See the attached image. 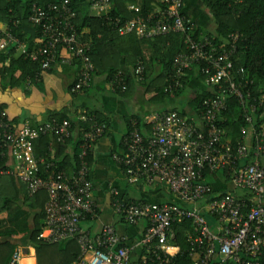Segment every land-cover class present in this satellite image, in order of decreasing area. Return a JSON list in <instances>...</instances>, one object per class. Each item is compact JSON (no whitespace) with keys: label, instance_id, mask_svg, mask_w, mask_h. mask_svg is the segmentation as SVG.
Instances as JSON below:
<instances>
[{"label":"built area","instance_id":"1","mask_svg":"<svg viewBox=\"0 0 264 264\" xmlns=\"http://www.w3.org/2000/svg\"><path fill=\"white\" fill-rule=\"evenodd\" d=\"M157 3L147 15L139 8L134 20L115 16L112 0H91L89 15L103 18L120 36L135 34L142 40L180 35L184 50L173 64L166 92L172 95L183 89L188 73L198 70L203 82L216 95L203 100L194 117L175 110L156 113L150 131L137 120L122 141V154L114 161L124 171L131 185L156 188L158 182L183 205L173 203L127 202L120 191L112 188L111 206L122 222L129 226L147 223L143 236L131 243L112 225L104 226L93 236L81 230V221L98 217L89 156L92 148L107 133L106 122L83 111L78 122L49 120L33 123L26 120L17 127L6 110L0 109V163L11 164L1 175L11 176L25 185L29 196L47 191L45 228L40 239L50 244L75 240L81 248L73 264H132L140 252L142 264H176L181 252L174 226L191 222L185 233L190 264H263L264 260V125L258 133L254 115L264 110V87L254 93V80L244 69L235 73L234 58L238 52L239 33L230 34L223 43L202 32L184 14L185 0H152ZM77 10L72 0L34 4L28 23L39 29L40 37L29 43L14 34L19 22L0 25V55H12L39 62L41 72L27 81L29 90L41 81L44 73L58 65L75 67L78 78L74 94L90 88L97 73L91 58V46L79 43ZM146 66L142 60L128 75L137 84L145 82ZM198 74V73H197ZM113 93H125L129 79L125 71L108 81ZM235 97L243 108L248 127L243 138L232 143L224 128L223 112L227 100ZM75 127L82 134L78 167L69 173L56 162L35 157V143L50 138L59 145L73 139ZM251 134L252 145L246 138ZM45 166V176L41 172ZM227 171L234 191L214 192L202 180L204 174ZM211 194L212 198L206 199ZM209 218V219H208ZM17 252L11 264H20Z\"/></svg>","mask_w":264,"mask_h":264},{"label":"trees","instance_id":"2","mask_svg":"<svg viewBox=\"0 0 264 264\" xmlns=\"http://www.w3.org/2000/svg\"><path fill=\"white\" fill-rule=\"evenodd\" d=\"M59 1L60 0H0V25L3 23H9L12 26V22L18 21V28H12L14 34L22 42L29 43L32 49L34 40L40 37L39 29L28 23L27 20L32 6L34 4L44 5L47 3H59ZM72 2L74 8L78 12L76 24L78 25L79 31V43L91 46V58L93 64L95 65L98 73L107 75V82L110 81V79H112L117 72L122 70L127 74L129 87L131 83H135L128 76L131 72L129 73V71L124 70V65L118 61V58H120L119 56L124 55V48L121 47L124 44V46L131 45L134 49L133 54L135 55V58L132 63L133 69L140 60H142L146 66V83L144 82L141 85L148 84L146 98L149 101H158L162 103L165 102V99H175L184 92V89L188 84L189 77L184 79V87L180 91L173 95L166 92V88L170 83V78L173 73L175 58L184 50L180 35L146 40L150 42L162 40L165 48H168L166 46L167 41H169V44H172L176 40H179V48L177 51L174 49H167L165 57L168 60L164 62L166 63L165 73L163 74L161 80H155L153 77L151 78V75L148 73L149 68L147 65L146 55L143 53L144 42L146 41L139 39L135 34L120 36L113 27H110L107 22L104 21L103 18L90 16L89 7L91 0H72ZM112 2L114 6L113 13L115 16H119L123 18V20H134L138 16V13L130 12L123 5L122 0H112ZM202 2L215 21L216 31L214 36L211 34L210 36L215 37L217 42L223 43V41L227 40L228 36L233 33H239L241 35V39L238 42L237 56L234 58L235 73L244 69L246 77L250 80L256 81L252 90L254 93H257L260 88L264 87V0H202ZM155 5H157L156 2L152 0H145V5L141 13L146 16ZM200 32L201 30L197 28L196 36H198ZM126 62H128L127 57ZM108 63L110 66H108ZM40 72L41 66L39 62H33L29 59L12 55H0V86L2 88H25L27 81L31 78H35V76ZM195 72L196 74L198 73L197 79L202 82L205 89L192 100L191 105L194 111L201 109L203 100L213 97L217 92L216 90H210L207 88L198 70ZM189 74L191 75L195 73L189 72ZM227 105V111L222 114L224 124L221 126L224 128L232 143L235 144L243 138L241 131L243 128L248 127V124L243 118V108L237 98L230 97L227 100ZM0 109L5 110L3 107H0ZM175 111H178L180 114L185 116V112H181L177 109H175ZM50 120L63 121L71 119L66 115H57L53 116ZM134 120H137L139 126L143 128L142 126L144 125L142 122L138 119ZM263 125L264 110H260L254 115V127L257 129L258 133L261 132V127ZM81 138L82 134L79 131L76 154L77 164H79L78 156L80 152L79 143ZM50 140V138L45 137L35 143V148L40 149L39 153L37 152L38 155L36 157L41 155L44 156V159H50L51 161V158L49 157ZM56 164L60 169H65L62 164L57 162ZM7 168V162L0 163V226L1 222L6 220L5 213H9V217L7 219L9 226L7 228H0V264H11L13 260L17 251V246L14 245L12 240L23 241L27 237H29L28 243L36 251L37 264H73L77 262L81 256V248L75 240L59 244H50L45 240L40 239L45 228L46 205L49 201L47 191H41L35 196H29L26 187L23 184L25 187V203L28 204L29 210H31L32 213H35V217L32 223L29 215V217H26L27 219L25 218L24 222H22L19 226L22 230L18 227L20 222L16 223L15 220H17V216L11 214L15 206H17L16 198H13V201L12 198H10V200H6L3 199L4 196L2 195L4 191L3 186L7 187V185L2 182L4 181L2 178H8L7 181L14 180L11 179L13 177L1 175V171ZM45 169V166H41L43 176H45ZM202 181L211 186V194H213L214 192H217L215 187L221 185L222 183H229L230 178L227 171H218L215 175H209L207 172L204 174ZM161 185L162 184L158 182L154 191L159 192V187H161ZM9 190L11 189L9 188ZM164 190L169 193L167 188H164ZM211 194L206 197V199L212 198ZM169 195L172 198L169 203L182 206L183 203L178 198L170 193ZM23 211L22 207H20L16 212L25 215L24 213L27 212ZM174 228L177 234V243L181 251L177 255L176 264H190L191 261L188 255L189 247L186 241L185 233L187 230L192 229V223L190 221L181 222L176 224ZM139 261L142 264V261Z\"/></svg>","mask_w":264,"mask_h":264},{"label":"crops","instance_id":"3","mask_svg":"<svg viewBox=\"0 0 264 264\" xmlns=\"http://www.w3.org/2000/svg\"><path fill=\"white\" fill-rule=\"evenodd\" d=\"M122 3L129 11L130 7L142 10L145 5V0H122ZM202 7L206 8L202 0H185L183 12L202 33L214 36L215 32L210 31L209 27L211 24L215 25V21L209 11L208 16L204 13L202 14ZM166 46L169 50L174 49L177 51L179 48V40H176L172 44H169V41H167ZM121 47L124 48V55L119 56L118 61L124 65L123 69L130 73L133 70L132 63L135 58L133 54L134 49L131 45L124 46L123 44ZM168 48L164 47L162 40L144 42L143 53L146 55L149 68L148 73L155 80H161L165 73L166 63L164 62L168 60L165 57ZM126 57L128 58V62H126ZM108 66H110L109 63ZM192 72L195 74L190 75L188 73V84L184 92L175 99H165V102L161 103L158 101H149L146 98L148 84L140 85L131 83L128 92L125 94L113 93L109 88L107 75H102L98 72L90 88L80 94H74L71 89H73L78 78L77 68L58 65L52 71L44 73L41 81L29 90L24 87L11 89L0 86V107L6 110L9 118L17 127H20L26 120L39 124L49 121L53 116L57 115H66L77 123L78 116L83 111L92 113L98 119L107 123V133L92 148L89 156L94 185L93 196L99 210L98 217H87L81 221L80 226L82 231L95 236L99 234L104 226L112 225L116 228L120 236H125L131 243H134L143 236L147 223H142L138 226H129L122 222L112 209L111 189H118L127 202L145 201L160 204L169 203L172 198L164 190L165 187L162 185L159 187L160 191L156 192L154 188L129 184L124 171L114 161V155L123 153L122 141L129 131L130 121L132 119H138L142 122L144 125L142 129L148 132L151 129L154 115L161 111L177 109L185 112L186 117L195 116L191 102L205 88L202 82L197 79L196 72ZM78 136L79 130L78 127H75L73 139L66 145H58L51 140L49 141V157L51 160L53 159V161L62 164L69 173L75 172L78 167L76 161ZM246 142L248 145H252L253 138L251 134L246 138ZM39 151L40 149L35 148V157ZM43 157L39 155L36 158ZM10 165L8 164V166ZM2 179L4 180L2 182L7 185V187L3 186V199L10 200L12 198L13 201V198H16L17 206H15V210L13 209L11 214L17 216V220L15 221L16 223L20 222L18 227L29 215L33 223L35 213H32L29 210L28 204L25 203V187L23 184L14 177L11 178L14 180L10 181H7L8 178L6 177ZM215 188L218 192L230 191L238 196L248 197V194L244 192L234 191L229 183H222ZM182 206L186 205L182 204ZM20 207L27 212L24 213L25 215L16 212ZM5 214L6 220L1 222L0 228H7L9 226L7 221L9 213ZM28 241L29 237L23 241L12 240L14 245L17 246L16 253H22L21 260L27 258V264H37L36 251ZM136 255L133 257L132 264H141L139 261L140 252Z\"/></svg>","mask_w":264,"mask_h":264},{"label":"rangeland","instance_id":"4","mask_svg":"<svg viewBox=\"0 0 264 264\" xmlns=\"http://www.w3.org/2000/svg\"><path fill=\"white\" fill-rule=\"evenodd\" d=\"M205 14L206 16H208L209 15V12H208V10H207V8H205V7H202V14ZM213 21V20H212ZM215 25L214 24H211V26L209 27V29H210V31H214L215 32ZM241 192V191H240ZM237 193H239V192H237Z\"/></svg>","mask_w":264,"mask_h":264},{"label":"bare ground","instance_id":"5","mask_svg":"<svg viewBox=\"0 0 264 264\" xmlns=\"http://www.w3.org/2000/svg\"><path fill=\"white\" fill-rule=\"evenodd\" d=\"M20 264H27V258L22 259Z\"/></svg>","mask_w":264,"mask_h":264}]
</instances>
